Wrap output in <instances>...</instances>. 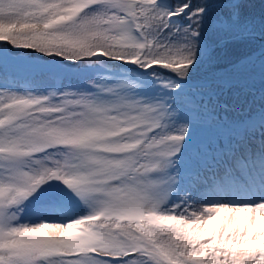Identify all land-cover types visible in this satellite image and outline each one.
<instances>
[{
	"label": "snow or ice",
	"instance_id": "1",
	"mask_svg": "<svg viewBox=\"0 0 264 264\" xmlns=\"http://www.w3.org/2000/svg\"><path fill=\"white\" fill-rule=\"evenodd\" d=\"M0 264H264V0H0Z\"/></svg>",
	"mask_w": 264,
	"mask_h": 264
},
{
	"label": "trees",
	"instance_id": "2",
	"mask_svg": "<svg viewBox=\"0 0 264 264\" xmlns=\"http://www.w3.org/2000/svg\"><path fill=\"white\" fill-rule=\"evenodd\" d=\"M257 86H259V85H258V82H257Z\"/></svg>",
	"mask_w": 264,
	"mask_h": 264
}]
</instances>
